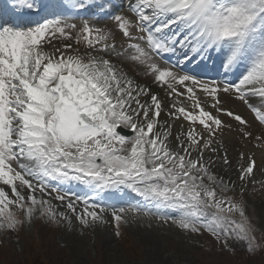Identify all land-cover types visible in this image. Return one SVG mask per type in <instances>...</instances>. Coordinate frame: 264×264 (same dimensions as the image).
I'll list each match as a JSON object with an SVG mask.
<instances>
[{
  "label": "snow or ice",
  "instance_id": "1",
  "mask_svg": "<svg viewBox=\"0 0 264 264\" xmlns=\"http://www.w3.org/2000/svg\"><path fill=\"white\" fill-rule=\"evenodd\" d=\"M257 152L264 0L0 4V233L155 221L264 264Z\"/></svg>",
  "mask_w": 264,
  "mask_h": 264
},
{
  "label": "rangeland",
  "instance_id": "2",
  "mask_svg": "<svg viewBox=\"0 0 264 264\" xmlns=\"http://www.w3.org/2000/svg\"><path fill=\"white\" fill-rule=\"evenodd\" d=\"M223 100L226 106L252 119L239 102L227 97ZM222 119L235 128V122L230 118ZM225 135H228L227 131ZM231 135L236 134L232 132ZM53 203L59 204L58 201ZM249 213L257 218L264 215V196L254 198ZM107 226L98 229L109 231L113 236L111 242L103 240V234L98 230L81 237L36 218L30 228L19 233H0V264H206L210 259L222 264H260L261 260L260 254L247 256L237 250L232 256L218 251L208 233L189 238L175 228L159 226L155 221L151 222V227L139 222L123 225L119 237L114 235L112 225Z\"/></svg>",
  "mask_w": 264,
  "mask_h": 264
},
{
  "label": "bare ground",
  "instance_id": "3",
  "mask_svg": "<svg viewBox=\"0 0 264 264\" xmlns=\"http://www.w3.org/2000/svg\"><path fill=\"white\" fill-rule=\"evenodd\" d=\"M5 2V0H0V4H2V3H4ZM124 130V129H123ZM232 155H234V153L232 154ZM257 162H258V165H261V166H264V160H261L260 159V155L257 153ZM234 175V174H233ZM54 204H58V203H54ZM61 210H63V209H61ZM106 227H108L107 225H106ZM99 228V227H98ZM98 228H96V230L94 231V234H95V232H97V230H98V232H102V234H103V240H107V241H109V242H111L112 240H113V236L110 234V232L109 231H106V230H100V229H98ZM171 255V254H170Z\"/></svg>",
  "mask_w": 264,
  "mask_h": 264
},
{
  "label": "water",
  "instance_id": "4",
  "mask_svg": "<svg viewBox=\"0 0 264 264\" xmlns=\"http://www.w3.org/2000/svg\"><path fill=\"white\" fill-rule=\"evenodd\" d=\"M122 131V133H127V132H125L124 130H121Z\"/></svg>",
  "mask_w": 264,
  "mask_h": 264
}]
</instances>
